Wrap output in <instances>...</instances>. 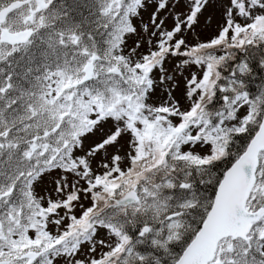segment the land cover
I'll list each match as a JSON object with an SVG mask.
<instances>
[{
    "label": "snow or ice",
    "instance_id": "6c2138e0",
    "mask_svg": "<svg viewBox=\"0 0 264 264\" xmlns=\"http://www.w3.org/2000/svg\"><path fill=\"white\" fill-rule=\"evenodd\" d=\"M146 7L0 0V264H264V86L246 90L237 56L264 48V0H224L195 43L209 0H155L138 53ZM169 58L189 70L183 103Z\"/></svg>",
    "mask_w": 264,
    "mask_h": 264
},
{
    "label": "rangeland",
    "instance_id": "374dc122",
    "mask_svg": "<svg viewBox=\"0 0 264 264\" xmlns=\"http://www.w3.org/2000/svg\"><path fill=\"white\" fill-rule=\"evenodd\" d=\"M224 2V0H209L210 7L204 13L203 16L200 18V23L196 26L194 32H189L186 34L187 40L189 43H195L196 38L199 37L201 40L208 39L216 30L217 22L221 21V13L222 8L220 5ZM147 7L141 10V18H134V23L138 29L137 34H132L127 37V48L132 49L136 46L137 42H140L141 46L137 49L138 53H145L149 50L150 45L148 44L149 40V33H145L143 31V24L149 23L150 16L152 12L155 10V0H146ZM167 16V25L171 27L173 24V18L169 16L167 13L163 14ZM209 21H211L209 23ZM154 41V38H153ZM177 61L175 58H169L168 62L166 63V68L168 69L169 73L175 76V84L177 85L173 94L181 100V102H185V83L184 77L189 75V70H185L183 75H178L176 72V65ZM194 67L191 71H196ZM155 75L158 77L159 72H156ZM171 83V82H170ZM161 95V90L158 89L156 96H154V100L157 99ZM185 106H187L185 104ZM97 140V137H91L85 141L84 144V151H87L90 146H92ZM123 143V141H122ZM126 147V145H125ZM112 151L111 149L109 150ZM82 154V153H81ZM105 159L104 155L101 153L97 159L94 161V167L96 164L102 162ZM59 178V172L54 171L52 173H46L35 185L36 191L39 195H52L53 198L56 197V193L53 191L55 187V180ZM87 205V201H84ZM98 239H107V232L106 230L100 231ZM107 249H98L100 251H106ZM86 251V249H85ZM62 264V262H61Z\"/></svg>",
    "mask_w": 264,
    "mask_h": 264
},
{
    "label": "trees",
    "instance_id": "16d2710c",
    "mask_svg": "<svg viewBox=\"0 0 264 264\" xmlns=\"http://www.w3.org/2000/svg\"><path fill=\"white\" fill-rule=\"evenodd\" d=\"M237 56L240 59L247 58L251 66L253 67V72L251 76L245 77V83H246V90L250 92L252 96H255L259 93L261 90V87L264 86V69H262L259 66V60L264 57V48H253L250 49L249 52H237ZM231 66H235V62H230ZM224 75L228 76L230 75V70L225 69ZM223 93H218L217 97L214 98V102L212 107L215 109H219L222 107V96ZM247 142V135L242 134L240 138L236 141V147L240 148L243 147V145ZM228 165L225 163H222L219 165L217 171L221 172L224 170L225 167ZM143 250V248L141 249ZM178 250V249H177Z\"/></svg>",
    "mask_w": 264,
    "mask_h": 264
}]
</instances>
